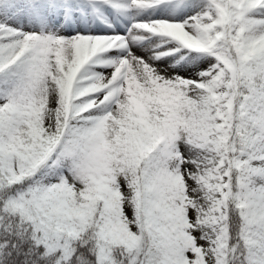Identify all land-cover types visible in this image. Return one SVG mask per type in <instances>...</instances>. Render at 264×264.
<instances>
[{
	"label": "snow or ice",
	"instance_id": "6c2138e0",
	"mask_svg": "<svg viewBox=\"0 0 264 264\" xmlns=\"http://www.w3.org/2000/svg\"><path fill=\"white\" fill-rule=\"evenodd\" d=\"M0 264H264V0H0Z\"/></svg>",
	"mask_w": 264,
	"mask_h": 264
}]
</instances>
